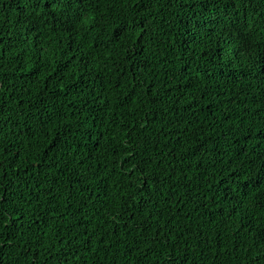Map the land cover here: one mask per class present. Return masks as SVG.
<instances>
[{"label":"trees","instance_id":"obj_1","mask_svg":"<svg viewBox=\"0 0 264 264\" xmlns=\"http://www.w3.org/2000/svg\"><path fill=\"white\" fill-rule=\"evenodd\" d=\"M72 9L0 0V264H264V0Z\"/></svg>","mask_w":264,"mask_h":264},{"label":"snow or ice","instance_id":"obj_2","mask_svg":"<svg viewBox=\"0 0 264 264\" xmlns=\"http://www.w3.org/2000/svg\"><path fill=\"white\" fill-rule=\"evenodd\" d=\"M81 2H83V0H81ZM46 3L48 4V7L50 9H52V12H51L52 16L57 20V22H59V17H57L55 10L57 8H61L62 6H65V7H67V11L71 12L73 10L72 4L75 3V0H46ZM64 19L67 20L68 17L65 16ZM41 51H43V50L41 49ZM257 131H260V129H257ZM2 174L3 173L0 172V175H2ZM261 183H264V181H261ZM0 195H2V194H0ZM261 215H264V212H262ZM0 230H2V229H0ZM170 264H175L174 260L170 261Z\"/></svg>","mask_w":264,"mask_h":264}]
</instances>
